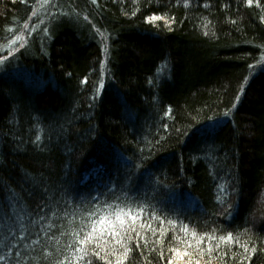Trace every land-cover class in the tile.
Instances as JSON below:
<instances>
[{"label": "trees", "instance_id": "obj_1", "mask_svg": "<svg viewBox=\"0 0 264 264\" xmlns=\"http://www.w3.org/2000/svg\"><path fill=\"white\" fill-rule=\"evenodd\" d=\"M263 60L264 0H0V264H264Z\"/></svg>", "mask_w": 264, "mask_h": 264}, {"label": "snow or ice", "instance_id": "obj_2", "mask_svg": "<svg viewBox=\"0 0 264 264\" xmlns=\"http://www.w3.org/2000/svg\"><path fill=\"white\" fill-rule=\"evenodd\" d=\"M249 3H251V0H249ZM153 19H159L157 17H154ZM116 219L119 220L120 224H119V227L123 230V231H127L129 230V228H131V226L129 225L127 228L125 227V221L121 218V216L119 214H117L116 216ZM135 218L133 217V220ZM107 220V217H103L101 218L98 222H93V224L91 225V231L83 237V239H81L79 242L80 244H87L89 241H92L94 239V236H93V233H95L97 231V223H99L100 225H104L105 221ZM116 226L112 224L111 221H108V228L106 230H101V236H103L104 234V231H107V233L109 235H116V236H120L121 235V232L120 231H116ZM134 230V229H132ZM227 239L231 240L232 237L229 236L227 237ZM117 243H121V240H117L116 241ZM127 254H128V250L126 249L125 252H124V256L127 257ZM97 256H99V253H96Z\"/></svg>", "mask_w": 264, "mask_h": 264}, {"label": "rangeland", "instance_id": "obj_3", "mask_svg": "<svg viewBox=\"0 0 264 264\" xmlns=\"http://www.w3.org/2000/svg\"><path fill=\"white\" fill-rule=\"evenodd\" d=\"M259 65H260V64H259ZM261 65H264V60L261 62ZM258 67H260V68H261L262 66H258Z\"/></svg>", "mask_w": 264, "mask_h": 264}]
</instances>
